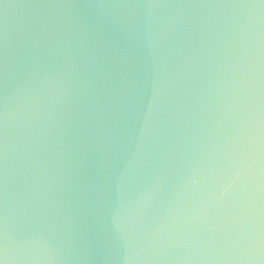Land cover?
Listing matches in <instances>:
<instances>
[{
    "label": "water",
    "instance_id": "obj_1",
    "mask_svg": "<svg viewBox=\"0 0 264 264\" xmlns=\"http://www.w3.org/2000/svg\"><path fill=\"white\" fill-rule=\"evenodd\" d=\"M0 264H264V0H0Z\"/></svg>",
    "mask_w": 264,
    "mask_h": 264
}]
</instances>
